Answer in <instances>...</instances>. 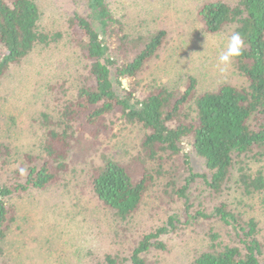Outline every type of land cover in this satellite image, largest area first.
I'll list each match as a JSON object with an SVG mask.
<instances>
[{"label": "trees", "instance_id": "1", "mask_svg": "<svg viewBox=\"0 0 264 264\" xmlns=\"http://www.w3.org/2000/svg\"><path fill=\"white\" fill-rule=\"evenodd\" d=\"M86 6L85 16L68 18L65 31L86 63V77L75 98L62 103L56 119L39 114L36 123L44 135L43 157L39 164L32 156L25 157L26 167L16 172H25L24 181L2 182L1 171L11 152L0 142V264H10L2 244L15 221L10 200L59 182L70 170L71 151H80L84 140L95 142L105 136L109 118L140 126L143 137L132 162L102 157L91 167L87 185L93 197L123 222L139 210L155 185L165 195L171 192L182 208L180 215L144 234L128 260L113 252L96 264H159L169 252L162 236L179 227L198 229L203 221L219 223L228 239L212 228L203 232L206 245L190 264H264V0H210L198 10L206 33L227 28L231 34H241L244 47L232 63L245 80L243 86L223 84L198 94L196 81L188 78L183 91L155 85L143 96L135 86L123 88L122 81L142 73L163 46L166 32L132 36L106 0H86ZM39 19L35 0H0V83L12 66L37 47L47 48L62 39L61 33L40 31ZM111 39L117 57L111 53ZM189 152L202 162L201 172L194 170ZM174 158L182 161L185 173L178 188L177 170L170 164ZM165 164H170L168 170ZM163 176H168L164 188L157 185ZM197 183L209 198L220 201L210 209L195 207L191 189ZM152 254L158 260H148Z\"/></svg>", "mask_w": 264, "mask_h": 264}, {"label": "rangeland", "instance_id": "2", "mask_svg": "<svg viewBox=\"0 0 264 264\" xmlns=\"http://www.w3.org/2000/svg\"><path fill=\"white\" fill-rule=\"evenodd\" d=\"M208 1L106 0L126 33L145 36L164 30L167 34L157 56L135 79L123 80V88L135 86L143 96L155 85L183 91L188 78L196 81L198 94L215 91L223 84L237 87L245 84L233 63L221 70L218 57L226 48L231 30L226 28L218 34L204 31L198 10ZM35 2L40 15L39 30L61 33L63 37L47 48L37 47L20 64L12 66L0 83V142L8 145L11 152L3 165L1 180L9 185L24 181L25 172L20 175L16 172L21 166L26 167V156H32L34 164H39L43 157L44 135L36 123L39 114L44 112L56 119L62 103L75 98L78 86L86 77V63L79 59L78 50L65 34L68 18L88 13L86 0ZM109 43L115 57V42L111 39ZM108 121L110 130L105 136L95 142L84 140L80 151L76 148L71 151L70 170L59 182L10 200L15 221L2 243L4 257L10 264H96L103 261L105 254L113 252L128 260L144 234L164 225L170 216L181 214V201L171 192L165 195L156 185L126 222L112 216L93 197L87 185L91 167L102 157L124 164L132 162L139 154L143 137L140 126L114 118ZM189 157L194 170L201 172L200 159L190 152ZM173 160L175 163L170 164L177 170L174 180L178 188L185 173L182 161ZM170 164H165L166 170ZM167 179L168 176L159 178L157 185L164 188ZM191 200L195 207L207 209L220 201L209 198L200 183L192 187ZM199 223L198 229L179 227L175 233L161 237L169 252L162 255L159 264H190L205 247L207 239L203 232L210 228L219 231L227 241L216 221ZM193 230L199 235H194ZM261 235L264 238V231ZM148 260L158 259L152 254Z\"/></svg>", "mask_w": 264, "mask_h": 264}, {"label": "clouds", "instance_id": "3", "mask_svg": "<svg viewBox=\"0 0 264 264\" xmlns=\"http://www.w3.org/2000/svg\"><path fill=\"white\" fill-rule=\"evenodd\" d=\"M244 47V40L240 33L233 32L227 38V45L224 50H222L218 57V62L223 66L222 71L226 70L227 67L232 63L233 58L241 55ZM24 170L21 169V172Z\"/></svg>", "mask_w": 264, "mask_h": 264}]
</instances>
